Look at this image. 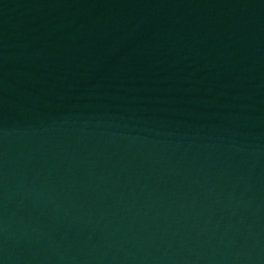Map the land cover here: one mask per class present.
Segmentation results:
<instances>
[{
  "label": "water",
  "instance_id": "95a60500",
  "mask_svg": "<svg viewBox=\"0 0 264 264\" xmlns=\"http://www.w3.org/2000/svg\"><path fill=\"white\" fill-rule=\"evenodd\" d=\"M253 2L264 17V0H253Z\"/></svg>",
  "mask_w": 264,
  "mask_h": 264
}]
</instances>
